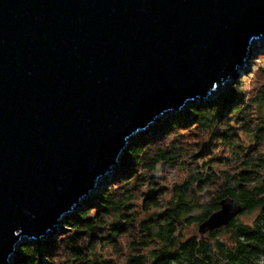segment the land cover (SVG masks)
<instances>
[{"label": "water", "instance_id": "1", "mask_svg": "<svg viewBox=\"0 0 264 264\" xmlns=\"http://www.w3.org/2000/svg\"><path fill=\"white\" fill-rule=\"evenodd\" d=\"M263 33L264 0H0V264L58 235L137 134L250 72ZM242 210L225 196L199 231Z\"/></svg>", "mask_w": 264, "mask_h": 264}, {"label": "trees", "instance_id": "2", "mask_svg": "<svg viewBox=\"0 0 264 264\" xmlns=\"http://www.w3.org/2000/svg\"><path fill=\"white\" fill-rule=\"evenodd\" d=\"M187 107L136 136L68 230L22 241L13 264H264V64ZM228 195L243 210L201 234Z\"/></svg>", "mask_w": 264, "mask_h": 264}, {"label": "rangeland", "instance_id": "3", "mask_svg": "<svg viewBox=\"0 0 264 264\" xmlns=\"http://www.w3.org/2000/svg\"><path fill=\"white\" fill-rule=\"evenodd\" d=\"M264 40L262 39V40H260V41H258L257 43H255L256 45H260L262 42H263ZM256 45L253 47V49H254V52H253V68L254 69H256L257 67H259V66H261V65H263L264 64V49H263V45L262 46H260L259 47V45L256 47ZM259 47V48H258ZM263 49V50H262ZM248 72H244L241 76H240V78H239V80L242 78V77H245V75L247 74ZM248 77V76H247ZM248 78H250V79H248L247 80V78L245 79V80H247L248 82L250 81V80H252L253 82H254V80H255V78H253V77H248ZM239 80H237V81H239ZM257 81V80H256ZM233 82V81H232ZM231 83V82H230ZM229 85H227V86H225L224 88H222L221 90H224V89H226L227 87H228ZM220 90V91H221ZM219 91V92H220ZM218 95V94H217ZM217 95H215V96H217ZM215 96H213V97H211V98H214ZM208 100H210V99H208ZM208 100H203V101H199V102H207ZM198 103V102H197ZM188 108V107H187ZM187 108H185L184 109V111L182 112V113H176V114H179L180 116H181V118L182 119H185V120H187V119H189L190 118V116H191V114H189L187 111H186V109ZM173 114V113H172ZM167 116V115H166ZM166 116H164V118L166 117ZM154 125V124H153ZM146 132V131H145ZM144 132V133H145ZM143 134V133H142ZM136 136H139V135H136ZM135 136V137H136ZM123 154V153H122ZM115 170V169H114ZM177 172L175 171V172H173L172 173V178H174L175 176L177 177ZM111 179L112 178H108V184L107 185H109V183H110V181H111ZM103 186H105V185H103ZM102 186V187H103ZM99 192V191H98ZM92 196V195H91ZM83 202H84V200H83ZM68 214H66L65 215V217L67 216ZM64 217V218H65ZM68 228V226H67V224H66V218H65V222H63L62 224H61V228H60V231L63 229H67ZM68 230V229H67ZM59 231V232H60ZM59 234V233H58ZM56 236H58V235H56ZM56 236H49V237H47V238H44L43 240H45V239H48V238H50V237H56ZM24 240H27V241H31V242H35L36 243V241L35 240H31V239H23V241ZM18 248L21 250V248H20V243L18 244ZM22 252V251H21ZM14 258V257H13ZM13 258H12V260H13Z\"/></svg>", "mask_w": 264, "mask_h": 264}, {"label": "bare ground", "instance_id": "4", "mask_svg": "<svg viewBox=\"0 0 264 264\" xmlns=\"http://www.w3.org/2000/svg\"><path fill=\"white\" fill-rule=\"evenodd\" d=\"M263 36H264V33L263 34H261L259 37H254V38H252V40H251V45H253L254 44V46L256 45L255 43H257L258 41H260V40H262V38H263ZM264 40V39H263ZM253 46V47H254ZM246 56H247V54H246ZM217 95V94H216ZM213 96H215V95H213ZM213 96H211V97H213ZM211 97L210 98H207V99H205V100H208V99H211ZM204 100V101H205ZM203 101V100H202ZM187 108V107H186ZM185 109V108H184ZM184 109L182 110V111H179V112H167L165 115H163L162 116V119L164 118V116H166V115H169V114H172V113H182L183 111H184ZM162 119L160 120V121H162ZM160 121H156V122H154L153 124H155V123H158V122H160ZM153 124L152 125H150L149 127H147L143 132H141L140 134H142V133H144L145 131H147L151 126H153ZM140 134H137V135H140ZM103 179H101L100 181H102ZM23 241V240H22ZM21 241V242H22ZM20 242V243H21ZM22 253V252H21ZM15 255H13L12 256V258L14 257ZM11 262H12V264H13V260H11Z\"/></svg>", "mask_w": 264, "mask_h": 264}]
</instances>
